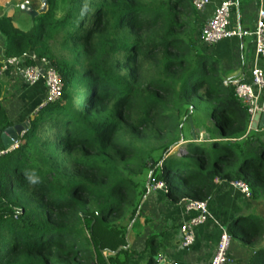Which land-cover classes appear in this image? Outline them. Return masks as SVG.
<instances>
[{"label": "trees", "instance_id": "16d2710c", "mask_svg": "<svg viewBox=\"0 0 264 264\" xmlns=\"http://www.w3.org/2000/svg\"><path fill=\"white\" fill-rule=\"evenodd\" d=\"M45 1L27 32L0 17L3 61L35 55L62 82L61 97L40 108L39 98L17 148L0 158V264H130L138 255L128 246L131 226L118 220L128 212L131 224L149 189L138 193L114 158L133 155L141 131L166 139L146 164L167 198L209 203L218 179L264 200V139L248 130L222 57L197 41L205 22L193 0ZM21 3L14 9L27 16ZM38 84L45 96L42 80L30 87ZM190 103H204L213 120L201 140ZM10 126L0 86V133ZM227 233L251 241L264 235V221L242 210ZM152 255L138 264H158ZM247 264H264V250Z\"/></svg>", "mask_w": 264, "mask_h": 264}, {"label": "crops", "instance_id": "0c3cea01", "mask_svg": "<svg viewBox=\"0 0 264 264\" xmlns=\"http://www.w3.org/2000/svg\"><path fill=\"white\" fill-rule=\"evenodd\" d=\"M9 2L10 0H0V17L3 15L11 17L15 14L7 5ZM255 3V0H247V3H242L241 6L237 3L234 13L240 14V23L237 25L247 33H251L254 28L257 12ZM29 5L32 9L34 8L31 4ZM217 46L220 57L232 58L233 71L227 77L231 81L237 78L249 83L250 71L255 65L264 72V58L256 57L254 39L251 35L225 40ZM3 53L4 45L0 37V63L3 61ZM11 70L13 71L0 75L3 108L12 126L22 125L28 122V117L36 111L34 105L37 100L44 98V89L40 84L36 87L26 86L20 69ZM263 108L264 93L256 114ZM261 137L264 139L263 136ZM243 201L245 202V199L237 189L230 187L228 183L219 184L216 194L209 202V219L196 229L193 245L182 248L179 226L188 218L184 206L167 198L163 190H149L142 201L139 216L131 223L127 233L128 246L138 254L130 264H138V260L145 262L150 259V254H153L151 259L158 264H162V259L177 264L209 262L215 253L221 230L227 231L233 223L235 214L239 211L244 210L250 213V209H244ZM4 205V201L0 199V208ZM242 254V251L240 253L237 250L230 251L229 258L233 263H238ZM247 255L245 257L249 260L250 257Z\"/></svg>", "mask_w": 264, "mask_h": 264}, {"label": "built area", "instance_id": "2783aa9c", "mask_svg": "<svg viewBox=\"0 0 264 264\" xmlns=\"http://www.w3.org/2000/svg\"><path fill=\"white\" fill-rule=\"evenodd\" d=\"M261 0H259L260 2ZM24 3L29 5L28 1ZM210 4V0H193V7L197 11H202ZM237 3L234 0H223L215 5L211 17L205 22L201 29L200 41L205 46H215L222 41L230 39H239L246 35H251L254 39L255 55L258 58H264V8L260 2L257 8L254 28L251 33H247L237 23L231 20L232 10L236 12ZM27 59L30 63L22 70V77L28 86L36 84L42 80L45 87V96L40 107L47 103L57 101L61 97L62 82L54 68L46 59H38L35 55L24 53L19 59L10 58L0 63V75L19 67L22 60ZM234 87V94L240 104L245 108L249 116L248 130H251V121L260 108L261 96L264 93V72L258 67L253 66L250 71V82L245 83L241 79L231 81ZM256 133L264 137V129H257ZM19 140L7 150H0V158L7 152L17 148ZM215 183H228L230 187L237 189L244 199H250V192L247 186L241 182H225L214 180ZM148 189L151 191H162L164 184L154 179H149ZM181 204L185 208L188 218L179 226L181 236V247L189 248L195 242V231L198 227L204 225L209 219V203L206 201L183 200ZM231 239L226 230H221L215 253L212 259L205 264H243L233 263L229 258V247ZM162 264H177L170 260L162 259Z\"/></svg>", "mask_w": 264, "mask_h": 264}, {"label": "rangeland", "instance_id": "374dc122", "mask_svg": "<svg viewBox=\"0 0 264 264\" xmlns=\"http://www.w3.org/2000/svg\"><path fill=\"white\" fill-rule=\"evenodd\" d=\"M24 1H28L29 4H31L34 8V11H38L41 6L42 2L40 3V0H10L8 6H10V9L14 11V24L21 29L23 32H27L30 27L32 26V19L29 18L23 14H21L18 10L14 9V5ZM220 1L223 0H210V4L205 7L200 12V18L202 21L206 22L212 15L213 9L215 5H217ZM236 3H239V5L242 3H247V0H234ZM262 3V7L264 8V0L260 1ZM21 3V4H22ZM240 5V6H241ZM30 6V5H29ZM9 9V8H8ZM233 16V10H232V15L231 19ZM240 14L238 13V17ZM31 22V23H30ZM236 23L239 25L240 19L236 20ZM235 23V24H236ZM199 33H196V38L197 41L200 42L199 40ZM219 46V45H218ZM217 45L215 46H202L201 48L205 50L206 52H213L216 56L220 55L219 53V47ZM57 56L61 55H66L67 51L65 49H62L59 46H54V51H53ZM211 52V53H212ZM219 57V56H218ZM222 63L224 65V70L228 73L227 77L229 74L233 71V63H232V58H227L222 56ZM79 62V60L77 61ZM237 78H234L233 80H236ZM227 81H230L229 78H226ZM189 109L193 111V119L196 123V130L195 132L198 134L199 140H201V136L208 131L210 132L213 127V120L210 115V110L204 105V103H201L200 105H193L189 104ZM127 138L130 140V137L127 136ZM166 142L165 138H158L156 135H153L152 133L148 132H138L133 140V146L135 149L132 150L133 155H126L124 153H121L119 156L115 157L117 161V168L124 174L125 178L132 183L134 187L137 188V191L142 188V186H148V179L151 177V171L148 168V164H146V161L148 160L149 163L155 162L159 156L160 153L157 150L158 147L161 145V143ZM181 148L178 149L177 146H175L172 151L177 153L178 155H181ZM126 153H129L128 151H125ZM138 191V193H139ZM164 191V189H163ZM173 202L178 204L177 200H172ZM244 203V209H250V212L262 219L264 221V200H252V199H245ZM141 206V203L139 207ZM130 210V208H129ZM128 212L126 215L121 217L118 220V223H121L122 225H131L130 222H128ZM134 220V219H133ZM132 220V221H133ZM129 223V224H128ZM233 227V226H231ZM233 243V245H232ZM237 250L242 251L243 254L240 255L241 258L239 260L240 263L247 264V255L248 257H251L254 252L256 251H261L264 250V235L260 236L254 240L248 241L246 239H240L238 237H235L234 239H231V245L229 247V253L230 251ZM250 259V258H249Z\"/></svg>", "mask_w": 264, "mask_h": 264}, {"label": "water", "instance_id": "95a60500", "mask_svg": "<svg viewBox=\"0 0 264 264\" xmlns=\"http://www.w3.org/2000/svg\"><path fill=\"white\" fill-rule=\"evenodd\" d=\"M46 9V1L42 0V6L38 11H34L28 4L22 3L20 6L21 12L26 14L31 19H34L38 14H42L45 12ZM28 126V122L22 125H14L5 128L0 133V140L2 143L3 150L9 149L11 146L14 145L24 134ZM252 131H256L257 129H264V108L258 112L251 121L250 126Z\"/></svg>", "mask_w": 264, "mask_h": 264}]
</instances>
